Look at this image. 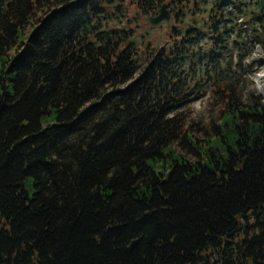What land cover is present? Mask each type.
Returning <instances> with one entry per match:
<instances>
[{
  "label": "trees",
  "instance_id": "obj_1",
  "mask_svg": "<svg viewBox=\"0 0 264 264\" xmlns=\"http://www.w3.org/2000/svg\"><path fill=\"white\" fill-rule=\"evenodd\" d=\"M181 1L0 0V264H264V98L217 86L192 135L202 44ZM163 2L183 31L151 52L109 25Z\"/></svg>",
  "mask_w": 264,
  "mask_h": 264
},
{
  "label": "rangeland",
  "instance_id": "obj_2",
  "mask_svg": "<svg viewBox=\"0 0 264 264\" xmlns=\"http://www.w3.org/2000/svg\"><path fill=\"white\" fill-rule=\"evenodd\" d=\"M181 2H175L176 5L181 4L179 18L187 21L189 25L195 23L193 27H197L201 35L202 54L192 57L188 63L189 67H186L194 89L190 102L183 110L188 116V124L192 125V135L202 139L205 129L221 114L222 108L217 101L218 94L213 93L217 86L223 89L225 84H232L235 95L238 96L236 103L239 104L246 103L250 97L254 102L264 98V53L257 40L262 38L264 33V0ZM162 4L167 5L170 15L168 22L161 21L155 26L148 22L147 18L156 16L160 7L156 15H140L138 11L128 7L117 14L116 19L112 18L113 21H110L109 25L130 30V40L140 54L144 51L151 52V49L169 42L171 27H175L176 31H183V23H179L171 11L174 5H169L168 2ZM212 4L220 5L219 9L230 13L222 24L225 28L224 34H221L220 41L216 42L213 48L211 43L214 40L208 39L209 35L202 33L200 28L202 23H207L205 17ZM220 26L217 29H220ZM179 152L190 161L196 160L189 152L180 149Z\"/></svg>",
  "mask_w": 264,
  "mask_h": 264
},
{
  "label": "water",
  "instance_id": "obj_3",
  "mask_svg": "<svg viewBox=\"0 0 264 264\" xmlns=\"http://www.w3.org/2000/svg\"><path fill=\"white\" fill-rule=\"evenodd\" d=\"M260 3H261V1H260ZM147 19H148V22L153 26L159 24L161 21L168 22L170 20V15H169V12L167 10V5L162 4L160 6L158 14L154 17H148Z\"/></svg>",
  "mask_w": 264,
  "mask_h": 264
}]
</instances>
